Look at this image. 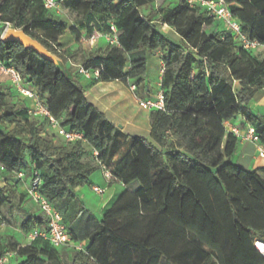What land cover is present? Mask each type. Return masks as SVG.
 <instances>
[{"label":"trees","instance_id":"16d2710c","mask_svg":"<svg viewBox=\"0 0 264 264\" xmlns=\"http://www.w3.org/2000/svg\"><path fill=\"white\" fill-rule=\"evenodd\" d=\"M165 1L62 0L80 21L75 27L56 18L43 0H0L2 22L23 29L62 66L71 61L99 70L104 82L140 83L147 72L146 52L165 51V110L150 112L149 138L132 137L130 152L112 169L125 190L89 233V245L79 250L42 247L41 238L29 245L9 241L0 256L11 250L20 264H264L259 252L264 254V168L249 170L231 161L240 141L224 127L225 122L239 129L252 124L264 144V117L250 109L264 90V55L244 48L224 33L220 21L186 0H173V7L159 10L158 19L142 12ZM225 1L243 33L264 47V0ZM112 25L119 46L84 50L80 58L61 49L59 40L68 29L79 40L82 29L91 34L95 26L108 33ZM161 25L171 27L180 43ZM0 59L23 74L62 126L84 137L57 143L43 135L47 120L30 115L28 102L0 84V165L10 174L39 175L40 192L78 241L77 220L86 208L77 190L90 184L101 168L98 161L110 167L128 136L88 99L72 71L59 70L21 43L3 40L1 33ZM23 198L9 185L0 187V215L15 219L21 211L25 233L47 231L42 213L18 206ZM8 223L13 225L11 219ZM192 233L196 240H190Z\"/></svg>","mask_w":264,"mask_h":264},{"label":"crops","instance_id":"0c3cea01","mask_svg":"<svg viewBox=\"0 0 264 264\" xmlns=\"http://www.w3.org/2000/svg\"><path fill=\"white\" fill-rule=\"evenodd\" d=\"M175 4L173 0H168L162 4H149L144 6V14L148 15L150 13H156L154 19H158L161 15L159 13L160 9H168L173 7ZM78 25L80 23L77 20ZM72 25V26H78ZM166 26L170 31L174 32L178 37L179 35L168 25ZM67 31H70L69 29ZM66 31V32H67ZM165 34V33H164ZM60 38L59 43L62 45V38ZM180 38V37H179ZM66 42V40H65ZM80 43L81 40H80ZM75 42L68 45H64V48H73ZM82 46L85 50L89 47L82 43ZM69 53L71 51H68ZM165 51L158 50H149L146 52V58L150 57L153 66L161 64L160 68L163 65L162 56ZM76 66L71 61L64 64V68L72 71V74L77 78L79 83L84 87L87 93L88 99L98 107L114 124H116L122 133L128 136V138L123 140V144L119 152L115 155L113 160L110 162V167L114 169L119 162L130 152V140L134 136L149 138L150 134V112L142 110L136 101L137 97L144 99H150L155 97L157 89L161 85V81H156L152 83L149 76L145 75L144 79L138 85L139 89L142 91L141 95L130 89V86L127 87L124 84H121L120 81H111L104 82L97 78L88 79L84 76H79L77 74ZM162 79L161 76L159 77ZM3 87H11L7 79L3 80L0 83ZM109 84V85H108ZM138 87L137 90H138ZM144 88V89H143ZM13 89V88H12ZM134 106L138 108L134 112ZM264 91L260 92L251 104L250 109L252 112H256L253 109L259 110L257 115L264 117ZM130 112V113H129ZM142 114H145L144 116ZM146 117V121H145ZM9 128L8 130H11ZM56 141V140H55ZM240 152H239V164L249 170H259L264 168V159H261L257 156L256 147L252 143H242L240 142ZM253 151V153L251 152ZM0 187H5L7 185L13 187L19 194L23 195V200L18 202V206L21 209L31 212L32 206H34L31 201H29L28 188L31 183V174L28 172H23V176H20L18 173H7L3 167L0 165ZM262 175V172H259ZM106 187V192L104 194H98L94 192L93 187ZM125 186L121 180L114 179L111 182L106 181L103 172L101 169L94 172L90 178V184L80 187L77 190L78 196L82 203L84 204L86 210L81 213L77 222V231L79 232V240L83 244L84 248L89 245V233L96 227L97 223L102 219L105 211L111 207V205L116 201V199L124 192ZM91 197H96V203L93 206H90L89 201ZM89 198V199H88ZM31 200V199H30ZM91 207V208H88ZM21 211H16L15 215ZM41 214V211H39ZM5 239L7 242H18L20 245H29L32 243V239L27 233H23L19 228L8 227L4 231ZM197 237L194 233L190 235V240H196ZM42 247H51L52 244L48 238H43ZM257 241V240H256ZM255 241V242H256ZM6 242V243H7ZM259 243V248L260 244ZM205 250L210 251V248L205 247ZM261 250V249H260ZM262 252V250H261ZM161 264H172L162 260Z\"/></svg>","mask_w":264,"mask_h":264},{"label":"built area","instance_id":"2783aa9c","mask_svg":"<svg viewBox=\"0 0 264 264\" xmlns=\"http://www.w3.org/2000/svg\"><path fill=\"white\" fill-rule=\"evenodd\" d=\"M190 7H199L207 12L211 17H214L220 21L222 30L225 34L236 37L239 43L246 49L256 50L261 45L256 41L248 38L242 31V26L238 18L230 10V6L225 0H186ZM62 0H43L44 7L50 11H56L60 8ZM0 26L7 28L12 27L10 23H4L0 20ZM117 29L114 25L111 26V30L108 33H92L91 35L82 38L81 42L86 46H93L100 39H104L110 46H119L120 40L117 35ZM3 37V35H2ZM77 74L82 75L85 78H100L99 70H86L82 66H77ZM164 64L162 65L161 72L163 73ZM7 79L11 87L15 90L21 100L28 102V112L30 115L46 119L48 122L47 127L54 130V133L65 140L66 142H74L77 140H83L84 137L81 133L67 129L61 125L60 120L53 117L47 107L46 100L40 99L36 89L31 83L19 72L14 66L6 65L0 59V83ZM132 91L136 90L135 84L130 86ZM138 106L147 112L152 110H165V93L161 87L155 95L150 99H144L141 97L136 98ZM224 127L232 132L235 137L242 143H252L256 147L257 156L264 159V144L261 142L260 136L256 131L255 126L248 124L245 128L239 129L234 127L230 122H225ZM94 155L98 156V152L94 151ZM101 166V170L106 181L111 182L114 179L112 168L104 165L101 161H98ZM20 176H23V172H18ZM42 179L39 175H34L28 188V195L31 201L39 208L47 221L48 230L43 231L39 228H35L28 235L32 240L37 238H48L55 248H75L84 249L83 244L73 239L72 233L63 221L62 214L52 205V203L40 192V186ZM94 192L98 194H104L106 187H93ZM256 246V242H255ZM257 248V246H256ZM258 249V248H257ZM259 250V249H258ZM264 256V254L259 250ZM0 264H9L8 255L0 256Z\"/></svg>","mask_w":264,"mask_h":264},{"label":"rangeland","instance_id":"374dc122","mask_svg":"<svg viewBox=\"0 0 264 264\" xmlns=\"http://www.w3.org/2000/svg\"><path fill=\"white\" fill-rule=\"evenodd\" d=\"M53 12V15L56 17V18H58L60 21H62V22H67L70 26L71 25H78V22H77V20H78V17L74 14V13H72V12H70V11H68V10H66V9H64L63 8V6H60V8L58 9V10H56V11H52ZM142 12L143 13H145L144 12V10H142ZM146 15V14H145ZM75 27H77V26H75ZM78 27H79V25H78ZM4 30H5V26H0V33L2 34L3 32H4ZM160 30L163 32V33H165L167 36H168V38H170L171 40H173L174 42H176V43H180V38L174 33V32H172V31H170L166 26H164V25H161V27H160ZM97 32H99V30L95 27V26H93L92 27V32H91V34L93 33H97ZM91 34H89L88 33V30H86V29H82V30H80V39L79 40H77L76 39V37H77V35H78V33H76V34H74V33H72L71 31H67L66 33H65V36L62 38V40H63V43L64 44H62V46H61V49L63 50V51H67V53H69L68 51H71L70 52V54H75V55H77V57L78 58H80L81 56H82V51H84L85 49L83 48V46H82V43H80V40L82 39V38H85V37H87V36H89V35H91ZM65 40H66V42H65ZM75 42V46H73V48H64V45H66V44H68V45H70V44H72V43H74ZM89 48L86 50V51H89V50H92V49H104L105 47H107V42L104 40V39H100V40H98L97 42H96V44H94L93 46H88ZM260 53H262L263 55H264V47H259L257 50H255L254 51V54H256V55H258V54H260ZM146 60H147V72H146V75L147 76H149V78L151 79V81H152V83H155L156 81H158V82H160L161 80H160V76H161V68H160V66H161V64H159V65H154L153 66V64H152V61H151V58L150 57H148V58H146ZM77 67V66H76ZM76 70H77V68H76ZM79 76H82V75H79ZM91 79H93V78H91ZM111 82V81H110ZM120 83L121 84H124V83H122L121 81H120ZM132 84H135V86L136 87H138V85H140V83H137L135 80H132L131 81V85ZM109 85V84H108ZM125 86H127V87H129L128 85H126V84H124ZM130 85V86H131ZM4 88V90L5 91H9L10 92V90L9 89H11V88H9V87H7V86H5V87H3ZM131 89V88H130ZM144 89V88H143ZM159 89V88H158ZM158 89H157V91H158ZM141 90L139 89V87H138V90H137V88H136V90H135V92L137 93V95H141V92H140ZM262 91H264V90H262ZM261 91V92H262ZM134 92V91H133ZM258 96V95H257ZM257 96H256V98H257ZM263 108H264V106H263ZM138 110V108L136 107V106H134V112H136ZM254 111H256L254 114H258L259 113V110H256V109H253ZM264 110V109H263ZM130 113V112H129ZM143 116L145 115V114H142ZM39 119H41V118H39ZM145 121H146V117H145ZM2 128H4V129H9V128H11V126H2ZM43 135H47L49 138H52V139H54V140H56V142L57 143H60L59 142V139H60V137H58L55 133H54V130H52V129H50L49 127H47L46 128V132L45 133H43ZM240 144L238 145V148H237V151L234 153V155L231 157V161L233 162V163H238L239 162V152H240ZM252 153H253V151H251ZM1 174V173H0ZM264 176V175H263ZM32 178H33V174L31 175V180H32ZM30 186V185H29ZM29 196V195H28ZM89 199V198H88ZM96 197H91L90 198V201H89V204H90V206H93L95 203H96ZM29 201H31L30 199H29ZM32 202V201H31ZM33 203V202H32ZM34 206H32V208H31V213H33V214H35V215H39V208L35 205V204H33ZM88 208H91V207H89L88 206ZM24 216H23V214H22V212H19V213H17L16 215H15V219H12L9 215H6V217L5 216H2V215H0V252L2 251V250H4L6 247V242H7V240L5 239V235H4V231H5V229L6 228H8V227H12V228H19L23 233H25L22 229H21V224L23 223V220H24V218H23ZM8 219H11L12 220V223H13V225H10L9 223H8ZM42 240H43V238H41ZM42 240H40V241H42ZM34 241H36V239L35 240H33L32 241V243L34 242ZM44 241H42V243H43ZM41 243V242H40ZM4 255H8V257H9V264H20L21 262H22V260H21V258H19L13 251H11V250H5V254Z\"/></svg>","mask_w":264,"mask_h":264},{"label":"water","instance_id":"95a60500","mask_svg":"<svg viewBox=\"0 0 264 264\" xmlns=\"http://www.w3.org/2000/svg\"><path fill=\"white\" fill-rule=\"evenodd\" d=\"M2 39L5 41H16L21 43L26 48L31 49L38 53L44 59L52 61L55 63L59 70L63 69L62 60L52 52H50L44 45H42L38 40L32 38L23 29H17L14 27L7 28L2 33ZM258 241V240H257ZM256 241V242H257Z\"/></svg>","mask_w":264,"mask_h":264},{"label":"snow or ice","instance_id":"6c2138e0","mask_svg":"<svg viewBox=\"0 0 264 264\" xmlns=\"http://www.w3.org/2000/svg\"><path fill=\"white\" fill-rule=\"evenodd\" d=\"M262 247H264V246H262Z\"/></svg>","mask_w":264,"mask_h":264}]
</instances>
